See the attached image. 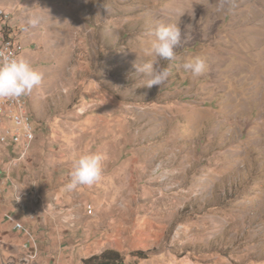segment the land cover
Segmentation results:
<instances>
[{
	"label": "rangeland",
	"instance_id": "374dc122",
	"mask_svg": "<svg viewBox=\"0 0 264 264\" xmlns=\"http://www.w3.org/2000/svg\"><path fill=\"white\" fill-rule=\"evenodd\" d=\"M0 5L20 57L44 74L26 108L38 172L13 186L21 237L0 264H84L108 249L127 264H264V0ZM158 23L182 42L157 63L167 81L148 88L135 65L156 59L145 49ZM193 57L201 76L183 68ZM86 152L102 156L101 179L68 190Z\"/></svg>",
	"mask_w": 264,
	"mask_h": 264
},
{
	"label": "clouds",
	"instance_id": "9594fccd",
	"mask_svg": "<svg viewBox=\"0 0 264 264\" xmlns=\"http://www.w3.org/2000/svg\"><path fill=\"white\" fill-rule=\"evenodd\" d=\"M40 17L33 16L29 24L33 27L41 22ZM148 47L145 56L155 57L143 64L135 65V72L146 77L143 85L151 88L164 84L170 71L168 68L158 67L159 60L169 62L175 59V49L182 42V32L176 24L158 23L148 32ZM183 68L193 76H201L207 71L206 61L200 57L188 59ZM44 74L23 57L0 56V98H20L39 89L43 83ZM102 156L95 152L79 154L72 162L69 172L68 190L78 186H92L101 179Z\"/></svg>",
	"mask_w": 264,
	"mask_h": 264
},
{
	"label": "built area",
	"instance_id": "2783aa9c",
	"mask_svg": "<svg viewBox=\"0 0 264 264\" xmlns=\"http://www.w3.org/2000/svg\"><path fill=\"white\" fill-rule=\"evenodd\" d=\"M12 9L0 5V56L20 57L22 45L15 40V28L10 22ZM27 103L28 95L14 99L0 98V143L9 153L15 154L17 160L27 156L35 137ZM21 227L20 222L14 223V228ZM112 264L127 263L117 261Z\"/></svg>",
	"mask_w": 264,
	"mask_h": 264
},
{
	"label": "crops",
	"instance_id": "0c3cea01",
	"mask_svg": "<svg viewBox=\"0 0 264 264\" xmlns=\"http://www.w3.org/2000/svg\"><path fill=\"white\" fill-rule=\"evenodd\" d=\"M37 57H32L30 59V63L35 64ZM38 69V66H33ZM28 112L31 114L34 125V135L38 133L39 124L36 121L30 107ZM0 124V128H1ZM37 137V136H36ZM34 137V139H38ZM30 151V150H29ZM13 160L14 162H10ZM34 166L31 164V160L29 159V152L25 159L22 161H16L14 156H12L6 149L3 148V145L0 143V246L2 247L1 251H5L6 246L9 243H19L20 229H14V223L19 221L20 218L17 213L13 214V208L10 204V198L13 196V186L17 185L19 188V184H23L25 188H30L27 184L31 181L28 175H24L26 172H38L32 171ZM35 170H39L36 168ZM11 181V182H10ZM13 182V183H12ZM13 184V185H12ZM22 189V188H21ZM11 214H9V213ZM18 216V218H17ZM23 222V221H22ZM20 248L18 249L19 252ZM17 251V250H16Z\"/></svg>",
	"mask_w": 264,
	"mask_h": 264
},
{
	"label": "trees",
	"instance_id": "16d2710c",
	"mask_svg": "<svg viewBox=\"0 0 264 264\" xmlns=\"http://www.w3.org/2000/svg\"><path fill=\"white\" fill-rule=\"evenodd\" d=\"M137 254L143 255L144 251L138 250ZM121 257L118 252L114 250H104L98 255H92L84 260V264H112L120 261Z\"/></svg>",
	"mask_w": 264,
	"mask_h": 264
}]
</instances>
